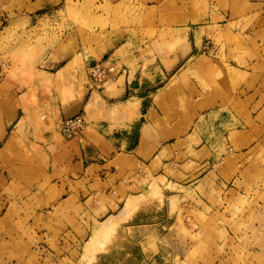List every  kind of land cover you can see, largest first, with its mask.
Returning <instances> with one entry per match:
<instances>
[{
	"label": "crops",
	"instance_id": "obj_1",
	"mask_svg": "<svg viewBox=\"0 0 264 264\" xmlns=\"http://www.w3.org/2000/svg\"><path fill=\"white\" fill-rule=\"evenodd\" d=\"M55 1L15 0L0 26V62L7 60L0 77L1 264H46L29 244L18 261L20 241L44 242L50 259L67 264L76 257L69 241L92 236L85 250L91 261L100 241L121 226H180L201 211L210 218L213 202L238 194L227 180L251 174L244 161L259 151L258 80L234 90L227 75L207 84L161 80L158 66H130L123 31L101 38L96 31L60 30L66 15L48 11ZM242 14L227 13L229 20ZM32 45L37 54L26 61ZM106 51L126 73L100 85L78 80L75 59L87 52L96 62ZM219 63L200 61L206 71ZM219 106L247 127L231 133L232 154L224 148L228 115L215 114L210 125L204 113ZM76 115L85 118V129L63 138L59 123Z\"/></svg>",
	"mask_w": 264,
	"mask_h": 264
},
{
	"label": "rangeland",
	"instance_id": "obj_2",
	"mask_svg": "<svg viewBox=\"0 0 264 264\" xmlns=\"http://www.w3.org/2000/svg\"><path fill=\"white\" fill-rule=\"evenodd\" d=\"M13 1H0L4 26L7 13L13 11ZM247 1L252 4L250 9L242 5ZM48 11L66 15L58 23L60 30L68 33L77 28L78 33L96 31L103 38L109 32L123 31L134 57L130 66H158L161 80H203L207 84V80H222L227 75L232 90L239 83L246 89L251 80H258L253 85L260 90L259 151L244 161V165L253 161L252 166L249 164L251 174L233 175L227 180V187L238 191L235 198L213 202L210 218L204 216V211L197 212L186 216L187 221L180 226H121L100 241V249L91 261L85 258V250L92 244L86 245L92 236L69 241L76 257L68 258L67 264H264V0H56ZM229 11L245 15L229 20ZM188 31L196 37L187 35ZM61 32L55 36H62ZM109 53L106 51L96 62L88 60L87 52L76 58L74 74L78 80L90 81L88 67L103 61L114 65L118 75L126 73L127 68L109 58ZM36 54V46L32 45L24 54L25 60H34ZM206 58L220 63L206 71L200 64ZM2 61L5 73L7 60ZM232 66L241 72L235 75ZM204 113L211 115L210 125L215 123V114L228 115L231 126L224 148L232 154L231 133L247 127H241L233 112L223 106ZM215 126L219 128L218 123ZM19 244L18 261H22L29 244L40 261L57 263L55 257L50 259L44 242L25 240ZM29 264H33L32 260Z\"/></svg>",
	"mask_w": 264,
	"mask_h": 264
},
{
	"label": "built area",
	"instance_id": "obj_3",
	"mask_svg": "<svg viewBox=\"0 0 264 264\" xmlns=\"http://www.w3.org/2000/svg\"><path fill=\"white\" fill-rule=\"evenodd\" d=\"M4 24V20L0 18V26ZM3 65L0 66V77H2ZM87 73L92 84L100 85L108 80L114 79L118 74L116 67L106 61L91 64ZM86 122L83 116L76 115L61 121L59 133L65 139H70L83 131Z\"/></svg>",
	"mask_w": 264,
	"mask_h": 264
}]
</instances>
